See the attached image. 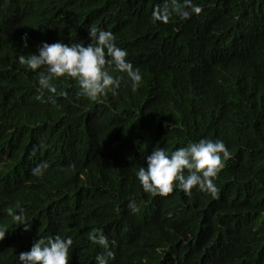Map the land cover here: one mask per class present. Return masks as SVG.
Returning a JSON list of instances; mask_svg holds the SVG:
<instances>
[{
  "label": "trees",
  "instance_id": "obj_1",
  "mask_svg": "<svg viewBox=\"0 0 264 264\" xmlns=\"http://www.w3.org/2000/svg\"><path fill=\"white\" fill-rule=\"evenodd\" d=\"M192 3L200 12L181 18L183 0H0V264L55 235L72 237L69 264H96L93 228L110 242L108 264H264V0ZM90 27L127 50L136 89L122 77L92 100L57 77L38 101L41 69L18 57L41 42L87 44ZM200 138L231 153L215 197L143 191L135 172L148 153ZM17 204L27 231L5 211Z\"/></svg>",
  "mask_w": 264,
  "mask_h": 264
},
{
  "label": "clouds",
  "instance_id": "obj_2",
  "mask_svg": "<svg viewBox=\"0 0 264 264\" xmlns=\"http://www.w3.org/2000/svg\"><path fill=\"white\" fill-rule=\"evenodd\" d=\"M189 10L177 8L181 18L190 14H198L200 7L192 0H183ZM167 8L153 12V18L164 20L167 17ZM90 42L53 43L41 42L35 53L20 55L18 61L27 68L38 72V88L36 99L46 102L44 91H56L54 78H71L78 83L77 97L85 96L96 100L106 95L108 91L119 87L122 77L131 82V88L136 89L142 79L140 70L135 68L127 59L126 49L119 47L112 32L96 27L88 28ZM24 46H27V34L22 37ZM117 72L121 75L113 76ZM65 95H67L65 93ZM53 101L49 96L47 102ZM230 151L220 139L200 138L198 141H188L185 146L177 147L170 153L165 148H154L144 157L145 165L140 166L135 177L146 193L160 194L162 196L179 189L186 196L192 191L205 192L215 197L217 188L214 179L224 166V161L230 158ZM48 164L42 161L31 168L33 176H41ZM128 209L132 213L139 211L135 199H129ZM13 222L24 226L25 231L31 225L25 223L24 209L19 204L16 210L9 207L5 209ZM6 230L0 228V241L5 238ZM86 237L93 244L98 245L102 252L95 256L96 264H108L114 256L110 242L101 228H93L86 233ZM72 237L60 235L41 237L34 241L30 250L20 252L19 264H69V249L72 246Z\"/></svg>",
  "mask_w": 264,
  "mask_h": 264
}]
</instances>
